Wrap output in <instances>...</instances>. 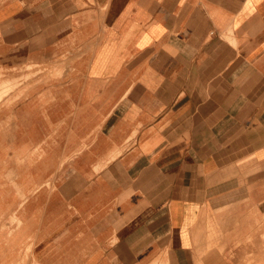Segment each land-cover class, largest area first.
I'll return each instance as SVG.
<instances>
[{
    "label": "crops",
    "instance_id": "obj_1",
    "mask_svg": "<svg viewBox=\"0 0 264 264\" xmlns=\"http://www.w3.org/2000/svg\"><path fill=\"white\" fill-rule=\"evenodd\" d=\"M0 73V264H264V0H0Z\"/></svg>",
    "mask_w": 264,
    "mask_h": 264
},
{
    "label": "rangeland",
    "instance_id": "obj_2",
    "mask_svg": "<svg viewBox=\"0 0 264 264\" xmlns=\"http://www.w3.org/2000/svg\"><path fill=\"white\" fill-rule=\"evenodd\" d=\"M30 75H26V77H29ZM19 83V79H6L0 73V101L6 96L7 93H9L12 89H14ZM15 264H21V263H15Z\"/></svg>",
    "mask_w": 264,
    "mask_h": 264
}]
</instances>
